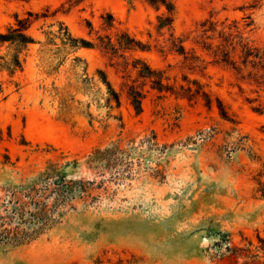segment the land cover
Instances as JSON below:
<instances>
[{"label": "rangeland", "instance_id": "374dc122", "mask_svg": "<svg viewBox=\"0 0 264 264\" xmlns=\"http://www.w3.org/2000/svg\"><path fill=\"white\" fill-rule=\"evenodd\" d=\"M171 1L177 10L175 34L188 37L186 47H194L206 61L210 57L192 38L210 14L236 19L241 26L251 21L245 35L264 46V4L248 8L252 0ZM27 11L49 15L30 29L41 40L42 25L46 30L55 23L56 29L58 21L90 40L96 35L89 33L88 22L102 34L127 30L152 45L151 50L127 52L130 63L141 58L165 70L176 85L186 84L184 75L201 80L234 119H224L215 105L208 109L201 100L161 93L149 83L138 111L123 84L143 79L131 66L125 71L122 59L82 47L59 73L48 75L39 65V45H32L22 71L10 76L0 70V233L11 229L0 234V264H253L235 255L242 250L229 251L227 245L247 248L249 241L258 244V235L264 238V198L255 181L264 165V111L254 109L264 102V89L239 80L230 68L208 64L191 69L181 55L161 51L169 35L156 29L158 16L167 11L164 4L156 9L148 0H0V30ZM108 12L115 28L104 30L102 16ZM5 52L0 48V54ZM76 56L81 66L87 63L102 93L107 87L98 70L107 72L122 92L119 108L109 113L105 99L100 107L79 94L84 108L91 103L93 117L60 115L54 88L73 76ZM119 139L120 161L108 166L94 161L95 148ZM60 176L67 182L82 179L85 191L60 201L55 184ZM15 208L28 212L24 220H45L38 237L23 240Z\"/></svg>", "mask_w": 264, "mask_h": 264}, {"label": "trees", "instance_id": "16d2710c", "mask_svg": "<svg viewBox=\"0 0 264 264\" xmlns=\"http://www.w3.org/2000/svg\"><path fill=\"white\" fill-rule=\"evenodd\" d=\"M148 1L156 9H159L162 4L166 5L167 8L165 13L158 16V24L156 26L159 34H164L165 30L169 33L168 37L164 40L161 51L168 50L181 55L183 63L191 69L197 67L205 69L208 64L230 68L239 80L255 85L259 89H264V46L255 44L252 39L245 35V29L252 24L251 21L241 26L240 22L236 19L229 20V18H225L224 20H218L214 18L213 14L202 20L192 40L203 53L210 57L206 61L202 55L197 53L194 47L190 49L186 47L185 41L188 37L175 34L174 21L177 10L173 1ZM252 1L253 3L247 6L248 8H258L264 4V0ZM245 7L243 6V8ZM48 17L49 15L46 12L27 11L25 16L17 14L13 24L8 25L3 31L0 30V48L6 49L5 53L0 54V70H6L10 76H14L18 71H22L28 52L34 44L39 45L37 50L39 65L48 75L59 73L61 66L65 64L69 55L78 49L82 47L98 48L111 58L122 59L119 64L122 65L125 71L131 66L132 70L137 71L138 78L143 79L140 84H137V79L131 82L126 81L123 84L127 89L128 100L138 111L142 110L143 101L147 96L145 86L149 83L151 89L161 93H170L176 97L187 98L189 100H201L208 109L213 108L215 105L224 119H234L233 114L230 113L224 101L220 97L215 96L208 89V85L201 80L197 78L190 79L187 75H184L183 79L186 84L176 85L169 82L170 78L166 75L165 70L155 69L141 58H135L130 63L126 56L127 52L138 49L151 50L152 45L142 42L132 36L127 30H118L115 34H102L99 30L94 29L91 22H88L89 33H95L96 35L93 40H90L75 36L65 22L58 21L56 29H53L55 23L49 24L46 30H43L44 25H42V32L45 34L44 40L35 38L30 32L32 25L34 22ZM246 17L250 18V16ZM102 18V29L110 30L115 28V17L112 13L108 12ZM81 62L83 60L76 56L72 67L73 76L70 77L63 87L54 88L56 96L59 97L60 115L68 120L77 115L93 117L90 110L91 103L88 102L86 108H84V101L76 97L79 94L90 96L93 101L98 102L100 107V100L102 98L105 99L104 106L109 109V113L115 107L119 108L122 102V92L113 86L108 79L107 72L102 69L98 70L99 80L107 87V91L102 93L95 78L89 76L87 63L84 61L85 66H81ZM2 89L3 86L0 82V91ZM254 109L263 112L264 102L254 106ZM108 116L111 117L113 115L109 114ZM131 141L133 142L134 140ZM142 142L149 146V138L143 139ZM122 152L121 140L119 139L113 141L110 146L104 149L95 148L92 156L94 161H106L108 166L120 161L122 158L119 155ZM255 181L257 193L264 198V165L257 172ZM55 184L58 186L57 199L64 202L76 197L77 193L85 191L81 187V184H83L82 179L67 182L63 176H60L55 180ZM27 213V211L20 212L15 208V215L19 216V224L20 226H24L23 231L26 237L23 240L31 241L39 236L44 228L45 220L40 218L42 222L37 221L34 224L32 221L24 220V215ZM40 214L45 215L46 213L41 211ZM6 231L10 233L11 229ZM6 231H3V233ZM258 241V244L249 241L247 248H234L228 244L227 250H242V253L234 252L235 255H243L246 257L247 262L252 261L253 264H264V238L258 235ZM21 243L23 241L17 244Z\"/></svg>", "mask_w": 264, "mask_h": 264}]
</instances>
